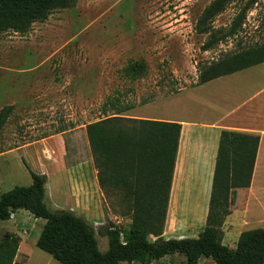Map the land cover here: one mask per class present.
Listing matches in <instances>:
<instances>
[{
  "label": "rangeland",
  "instance_id": "obj_1",
  "mask_svg": "<svg viewBox=\"0 0 264 264\" xmlns=\"http://www.w3.org/2000/svg\"><path fill=\"white\" fill-rule=\"evenodd\" d=\"M212 1L75 0L71 8L34 23L26 34L0 32V111L12 108L0 127V194L30 185L24 162L47 176L49 207L82 217L94 228L99 251H107V238L99 230L108 223L127 229L130 211L117 194L105 195L98 185L95 190L85 187L86 192L74 187L73 180L81 184L88 178L87 168L96 175L85 127L103 118L101 106L117 94L120 106H134L121 115L126 118L214 120L210 99L217 84L193 88L198 64L264 43V1L247 12L236 37L203 52L207 36L197 34L195 25ZM247 1L232 0L215 17L213 27L227 28ZM129 60L143 61V76L125 77ZM211 143L201 132L193 137L187 127L182 130L165 223L167 237L196 236L208 222H226V232L238 224L263 228L243 217L246 207L228 201L231 192H217L216 198L224 202H209L206 154ZM8 151L12 153L7 155ZM92 173L89 184L94 182ZM40 222L44 220L24 210L0 221V242L7 233L24 241L27 255L19 254L17 264H59L36 247ZM225 240L234 247L228 235ZM164 262L185 264V258L176 254ZM198 264L213 263L200 259Z\"/></svg>",
  "mask_w": 264,
  "mask_h": 264
},
{
  "label": "trees",
  "instance_id": "obj_2",
  "mask_svg": "<svg viewBox=\"0 0 264 264\" xmlns=\"http://www.w3.org/2000/svg\"><path fill=\"white\" fill-rule=\"evenodd\" d=\"M231 1L213 0L201 12L195 31L207 36L201 47L203 52L236 37L247 12L260 0L247 1L227 28H214L215 17ZM74 3L75 0H0V32L26 34L34 23L44 22L52 12L69 9ZM263 62L264 43L239 48L215 61L200 62L195 85ZM144 68L143 61L129 60L123 72L126 78L134 80L143 76ZM119 99L120 94L108 97L100 108L103 118L85 127L99 189L108 196L117 194L130 211L127 229L108 223L99 230L98 234L107 238V251H99L96 232L82 217L70 210L49 207L45 194L47 176L31 171L24 162L31 184L0 194V221L9 220L19 210L45 220L36 247L59 264H166L164 259L176 254L185 258V264H198L200 259H209L213 264H264L261 228L242 232L233 249L219 243L212 228H204L196 238H163L181 125L123 117L134 106H120ZM11 110L6 107L0 111V127ZM258 143V136L221 131L212 186H248ZM88 178L82 181L83 189L79 191H85V186L89 188ZM74 187L78 189L80 185ZM19 242L15 234L3 236L0 264H17Z\"/></svg>",
  "mask_w": 264,
  "mask_h": 264
},
{
  "label": "crops",
  "instance_id": "obj_3",
  "mask_svg": "<svg viewBox=\"0 0 264 264\" xmlns=\"http://www.w3.org/2000/svg\"><path fill=\"white\" fill-rule=\"evenodd\" d=\"M212 84H217V93H215L210 99L211 101L210 109L215 113L214 120L212 121L187 120V122L173 120L169 122H175L181 125L180 137L182 134V130H184L185 127H187L188 130L190 131V134L193 137L201 132L205 137L208 136L209 139L212 141L210 146V152L206 154V159H208V161L210 162L208 182H209V189H211L210 191L211 198L209 199V202L211 204H214L215 202H220L221 200L222 202H224V199L216 198L217 192H222V191L231 192L232 196L229 198L228 201H230L233 204L243 206L244 208L246 207L245 210H247V212L246 214L243 215V217L244 218L250 217L252 225L254 224V226H260L264 228V62L252 66L250 68L232 73L230 75L219 77L205 84L199 86L195 85V87L193 88L201 87V86L203 87L209 86ZM186 124L187 126H185ZM221 131H235V132L258 136L259 138L251 181L250 184L246 187L215 188L212 186V177L215 167L216 154H217ZM186 147H190V146H186ZM191 147L194 148V145H192ZM179 149H180V140H179L177 158L180 151ZM11 153L12 151H8L7 155ZM177 158H176V162H177ZM87 170L89 171L88 177L90 178V173H92V171L89 168H87ZM175 172H176V164L174 169L170 200L172 196V188L175 178ZM38 174H42V173H38ZM92 174L94 176L93 178L94 182L96 181L97 183L95 173ZM26 181L28 184L29 183L31 184V178H27ZM94 182L90 183L89 185L91 190H95V187L98 185V184H94ZM73 184L76 187L80 185L78 191L79 189L81 190L83 189L78 181L73 180ZM85 187L88 189L87 186ZM84 190L85 192L87 191L86 189ZM170 200H169V204H170ZM257 216H259V218ZM255 218L258 219L257 220L258 222H253ZM44 223L45 220L44 222H40L39 226L43 228ZM226 224H227L226 222H224V224H222V222H220L219 224L208 222L204 225L203 229L212 228L215 231L216 240L223 245L226 244L225 246H228L227 243H225L226 241L225 239L228 235L229 242H232L234 240L233 243L234 247L233 246L232 247L228 246V247L233 249L236 246L239 235L242 232L251 229H247L248 227L246 228L244 225L238 224L235 226H230L229 227L230 231L226 232L225 231ZM197 235L167 237L165 227L163 232L164 239L196 238ZM221 237H223L222 238L223 240H219ZM19 239L20 242L15 256V262L19 254L25 253L23 250L24 241L21 237ZM205 260H209V259H205Z\"/></svg>",
  "mask_w": 264,
  "mask_h": 264
}]
</instances>
